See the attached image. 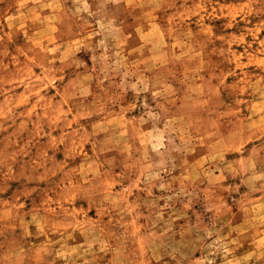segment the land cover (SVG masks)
Listing matches in <instances>:
<instances>
[{"label":"rangeland","instance_id":"374dc122","mask_svg":"<svg viewBox=\"0 0 264 264\" xmlns=\"http://www.w3.org/2000/svg\"><path fill=\"white\" fill-rule=\"evenodd\" d=\"M0 264H264V0H0Z\"/></svg>","mask_w":264,"mask_h":264}]
</instances>
